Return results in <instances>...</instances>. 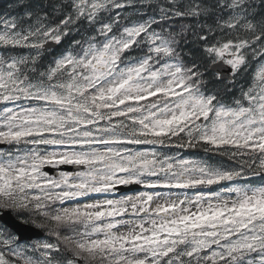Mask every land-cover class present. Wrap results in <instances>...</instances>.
<instances>
[{
	"label": "snow or ice",
	"instance_id": "obj_1",
	"mask_svg": "<svg viewBox=\"0 0 264 264\" xmlns=\"http://www.w3.org/2000/svg\"><path fill=\"white\" fill-rule=\"evenodd\" d=\"M130 7L0 15V264H264V0ZM222 64L238 93L206 87Z\"/></svg>",
	"mask_w": 264,
	"mask_h": 264
},
{
	"label": "trees",
	"instance_id": "obj_2",
	"mask_svg": "<svg viewBox=\"0 0 264 264\" xmlns=\"http://www.w3.org/2000/svg\"><path fill=\"white\" fill-rule=\"evenodd\" d=\"M137 1H142V0H137ZM51 0H0V15L5 14L6 12H10L13 13L15 12L16 14H23L24 12V6H30V7H36L39 5H44V4H48L50 3ZM157 0H153V3H156ZM158 2L163 3L164 0H158ZM136 4V7H140L142 5V3H137L134 2ZM257 6L259 7V0H257ZM127 13H132L133 14V18L136 17L135 15V10L134 7H130L127 8V10H124ZM175 24V28L174 30L179 32L181 30V25L184 24H190L194 26V29L196 31H199L198 28H195L197 23H203V21H196V20H192V19H186V20H175L173 22ZM72 35H75L74 33ZM71 36L69 37H65L61 44L58 45V48L55 49H51L50 51L44 52L42 54V60L43 61H49L52 59L53 56L58 55L69 43V41L71 40ZM186 40L187 43L185 42H181L180 45V49L178 50H182V55L184 56V59L186 62L190 61V57L189 54L190 53H195L196 49L199 47L198 43L196 42L195 36L191 33V31L189 33L186 34ZM22 52H24L25 54H27V50H21ZM33 55L35 53H32ZM202 71L205 72V76L203 77V79L207 82L206 87L209 89L212 88H219L221 90L224 89L225 85H227L228 89L231 92H237L238 93V89L237 88H233L232 84L229 83V81H224V80H216L214 73L210 71V68H202ZM247 79L246 76H240L237 77V84L239 83H243L244 80ZM227 95V93H226ZM256 183L260 182V178L255 179Z\"/></svg>",
	"mask_w": 264,
	"mask_h": 264
},
{
	"label": "water",
	"instance_id": "obj_3",
	"mask_svg": "<svg viewBox=\"0 0 264 264\" xmlns=\"http://www.w3.org/2000/svg\"><path fill=\"white\" fill-rule=\"evenodd\" d=\"M55 46V44L54 45H52V47H54ZM220 71L222 72V73H224V72H231L230 71V66H228V65H226V64H222L221 66H220ZM232 76H231V74L230 73H228V75L226 76V78H231ZM121 188H123V189H125V190H133V189H135V188H139V186H137V185H129V186H127V187H121ZM4 220L5 221H7L8 223H9V225L10 226H12L13 224H15L16 222H15V220L13 219V217L12 216H5L4 217ZM20 231L23 233V235H24V237L27 239H33V238H35V237H38V236H41V235H39L38 233H36L33 229H31V228H20Z\"/></svg>",
	"mask_w": 264,
	"mask_h": 264
},
{
	"label": "bare ground",
	"instance_id": "obj_4",
	"mask_svg": "<svg viewBox=\"0 0 264 264\" xmlns=\"http://www.w3.org/2000/svg\"><path fill=\"white\" fill-rule=\"evenodd\" d=\"M140 3L143 4L144 1H143V2H140ZM137 8H139L141 12H144L145 8H147V9H148L149 11H151V12L153 11V8H152V7H141V6H140V7H137ZM137 8H136V9H137ZM55 48H58V45H55V46L52 47L51 49H55ZM210 71L213 72L211 68H210ZM228 73H230L231 76H232V73H231V72H227V71L224 72V73H223V76H224V79H223V80H224V81H231V80L233 79V77H231V78H226V76L228 75ZM195 152H196V150H194V149H193V150L185 149V150L182 151V153H183V154H186L187 156H190V155L194 154ZM170 153L173 154L174 152H170ZM186 155H185V156H186ZM123 190H124L123 188H121L120 186H118V191H117L115 194H112L110 198H114V197H117V196H119V195L124 194L125 192H123ZM44 237H45V236H38V237H35V238H33V239H43ZM31 240H32V239H31Z\"/></svg>",
	"mask_w": 264,
	"mask_h": 264
},
{
	"label": "rangeland",
	"instance_id": "obj_5",
	"mask_svg": "<svg viewBox=\"0 0 264 264\" xmlns=\"http://www.w3.org/2000/svg\"><path fill=\"white\" fill-rule=\"evenodd\" d=\"M141 2H143V1H141ZM137 3H140V2H137ZM144 12H147V13H149V14H151L152 12L151 11H149L147 8H145V10H144ZM148 147H150V146H145V148H148ZM170 155L172 154V153H169ZM174 154V153H173ZM182 155H186V154H183L182 153ZM187 156V155H186ZM254 179V178H253ZM133 185H135V184H133ZM137 186H139V188H135V189H133V190H123V192H125L124 194H122V195H119V196H117V197H114V199H119L120 198V196H123V195H135V194H138L139 192H141V191H145L146 189L142 186V185H137ZM163 191H167V190H163ZM179 191H181V190H173V192H179ZM192 193H189V195H191ZM172 198H175V196H173ZM90 202V201H89ZM69 206H72V205H69ZM122 230H126V229H122ZM46 237H44L43 239H45Z\"/></svg>",
	"mask_w": 264,
	"mask_h": 264
},
{
	"label": "flooded vegetation",
	"instance_id": "obj_6",
	"mask_svg": "<svg viewBox=\"0 0 264 264\" xmlns=\"http://www.w3.org/2000/svg\"><path fill=\"white\" fill-rule=\"evenodd\" d=\"M25 219H26V217H25Z\"/></svg>",
	"mask_w": 264,
	"mask_h": 264
}]
</instances>
